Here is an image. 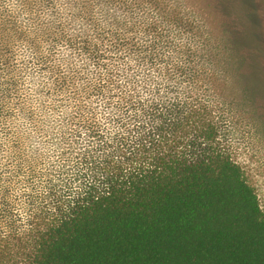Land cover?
Wrapping results in <instances>:
<instances>
[{"label":"trees","instance_id":"16d2710c","mask_svg":"<svg viewBox=\"0 0 264 264\" xmlns=\"http://www.w3.org/2000/svg\"><path fill=\"white\" fill-rule=\"evenodd\" d=\"M231 3L0 0V264H264L220 103L264 34Z\"/></svg>","mask_w":264,"mask_h":264},{"label":"rangeland","instance_id":"374dc122","mask_svg":"<svg viewBox=\"0 0 264 264\" xmlns=\"http://www.w3.org/2000/svg\"><path fill=\"white\" fill-rule=\"evenodd\" d=\"M194 1H209L213 6L215 0ZM227 1L233 3H231L232 13L240 14V24L248 28L245 40L250 41L256 14L252 15L249 1ZM256 1L254 9L256 11L263 9V4L259 2L264 0ZM257 15L256 26L261 29V34H264V16ZM210 20L211 32H218L216 15L212 8ZM256 38L261 39L259 35H256ZM247 44L248 41L241 42L236 48L240 49L242 45ZM256 50L254 51L257 57L255 59H248L247 51L242 50L245 59L237 63L234 57L229 56L225 64L221 65L228 81L225 96L220 103L225 116L223 135L229 146L231 157L242 169L248 184L253 187L260 208L264 212V50ZM230 51L232 50L228 47L227 53ZM253 67L256 71L251 73L250 69ZM238 69L242 74L236 73Z\"/></svg>","mask_w":264,"mask_h":264}]
</instances>
